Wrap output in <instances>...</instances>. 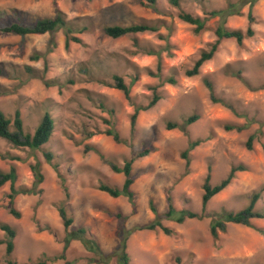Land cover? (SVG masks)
<instances>
[{
    "label": "rangeland",
    "instance_id": "1",
    "mask_svg": "<svg viewBox=\"0 0 264 264\" xmlns=\"http://www.w3.org/2000/svg\"><path fill=\"white\" fill-rule=\"evenodd\" d=\"M230 3L242 6L240 15L227 18L226 27L245 31L249 3L243 0H182L180 8L169 0H156L154 7L148 0H0V28L15 22L31 26L54 18L58 11L88 28L75 34L85 45L71 43L68 48L63 31L27 36L0 32V110L12 122L19 111L25 134H34L46 113L55 122L50 141L37 151L0 138V173L15 167V188L39 192L15 197L13 207L21 214L15 218L9 210L11 184L0 188V223L17 233L11 256L5 244L0 246V264H32L61 255L67 230L60 207L74 220L68 231L87 228L106 254L119 246L117 214L127 219V229L159 217L172 234L159 228L133 233L127 247L130 264H264V219L252 220L253 228L227 224L217 239L211 233L219 215L243 210L254 193L261 194L256 209H264V0L253 7L255 37L242 47L235 40L222 41L215 57L192 78L186 72L216 41L220 18H210L200 34L178 18L181 11L207 18ZM158 21L166 24L158 33L113 39L104 32L106 26ZM115 76L128 86L137 78L131 101L109 86ZM170 79L176 84H169ZM207 81L215 97L229 107L211 101ZM154 95L161 100L139 113L132 132L135 107L148 106ZM193 114L200 118L187 134L166 129L168 123L182 125ZM226 126L246 128L227 131ZM109 129L116 130L123 143L105 135ZM11 130L15 131L13 125ZM197 140L201 144L190 152L187 170L181 155ZM146 149L150 154L136 159L132 168L135 207L125 197L113 198L99 190L103 184L122 187L125 176L112 166L123 167ZM37 163L43 182L36 186L31 167ZM239 165L246 170L237 172L231 185L204 208L208 174L210 183L217 185ZM170 204L203 218L182 224L165 220ZM5 238L0 229V239ZM90 257L75 241L66 260L48 264H90ZM109 264H117V258Z\"/></svg>",
    "mask_w": 264,
    "mask_h": 264
},
{
    "label": "trees",
    "instance_id": "2",
    "mask_svg": "<svg viewBox=\"0 0 264 264\" xmlns=\"http://www.w3.org/2000/svg\"><path fill=\"white\" fill-rule=\"evenodd\" d=\"M259 0H243L245 3H249V12H248V20L249 25L245 31L230 29L226 27V20L230 16L240 15V8L242 5L240 3H230L227 9L220 11H213L209 13V17L201 18L199 16H194L186 12H180L178 18L183 23L194 26V33L200 34L205 31L207 22L210 18H220V24L217 26L215 30L216 41L210 46L208 50H205L201 53L200 58L196 61L193 68L186 72V76L189 78L196 77L200 74L201 68L209 61H211L215 55L218 53L219 46L224 40H235L237 44L242 47L245 40L253 39L255 37V30L253 28V24L255 23V18L253 16V7L255 3ZM149 5L154 7L156 4V0H148ZM182 0H169V3L174 8H180ZM162 26H166L164 21H158L156 23L144 22L140 24H134L130 26H122V25H111L106 26L104 28V32L106 36L119 39L124 36H135L144 33H158ZM88 28L86 26H79L75 21H69L65 17L62 12H57L54 18H44L37 20L33 25H23L19 22L12 23L8 26L0 28V32L4 34H12L17 36H27V35H45L52 34L58 31H63L65 35V46L68 48L71 43L85 45L83 40L75 34H82L87 31ZM160 38L168 40L167 37L160 35ZM137 45V43H136ZM148 55H155L153 52H147ZM36 60L39 57H35ZM161 69V63L158 64V70ZM137 81V78L131 81V84L128 86L125 84L124 79L120 76L114 77V84L109 85L112 88H115L119 91H122L128 101H131V86ZM169 84H176L174 79L167 80ZM47 86H50L49 82H46ZM206 86L211 94V101L214 104H222L226 107H229V104L224 100H220L215 97L214 89L210 82H206ZM2 95V88L0 86V96ZM161 100V97L158 95H154L152 101L148 106H138L135 107V111L131 117V130L135 131L136 121L139 113L141 111H147ZM199 116L197 114H193L189 116L182 125H178L176 123H168L166 126L167 130L179 129L182 132L187 134V128L192 124L196 123L199 120ZM13 123V124H12ZM14 126L15 131L11 130V126ZM246 128L245 126H226L227 131H232L237 129L241 131ZM55 129L54 119L51 117L49 113H46L34 134H25L23 128V121L21 119V114L19 111L16 112L14 121L12 122L1 110H0V138L8 141L14 147L18 148H29L31 150L37 151L40 150L45 144H47L51 137L53 136ZM105 135L113 137L116 143H123L119 133L116 130L109 129L104 132ZM254 140V136L250 137L247 143V147L251 149L252 142ZM201 144L200 140L191 142L186 149L182 153V158L186 161L187 170L190 166V152L195 149L197 146ZM151 150L146 149L143 152L139 153L137 156L132 159L126 161L123 167H118L113 165L112 169L115 173L123 174L125 176L124 183L122 187H111L109 185H100L99 190L107 193L109 196L113 198L125 197L128 199L129 203L135 207L136 194L132 190V186L134 185V178L132 177V168L133 164L138 158L146 157L150 154ZM47 160L52 161L51 154L46 155ZM33 172L36 176V186L43 182V174L40 169V165L37 163L32 167ZM246 168L243 165L233 166L229 175L222 180L217 185H212L210 183L211 176L208 174L204 184V195L202 198L203 207L205 208L209 201L214 198L216 195L220 194L222 191L227 189L232 181L235 179L237 172H243ZM17 181V171L15 167H12L8 173H0V188L5 184H11V193L9 195L10 199V213L15 218H20L21 214L18 212L13 206L15 197L17 195H32L38 194L35 189H21L17 190L15 188V183ZM261 198L260 193H254L250 199L249 205L241 211L238 212H224L219 215L217 220H214L211 225V233L212 236L217 239L218 231H225L227 228V224H237L243 225L249 228H253L252 220L255 219H264V209L258 210L256 209L257 202ZM150 208L154 214L157 215V210L153 204L150 202ZM61 219L63 220V225L67 230V234L64 240L63 252L61 255L49 259L47 261L40 260L38 262H34L32 264H48L49 262L55 263L59 260H66V252L68 251L70 245L77 241L80 242L85 249L91 254L89 259L90 264H109L114 257L117 258V264H130V256L127 252L128 240L130 236L136 231H155L156 229H161L166 235H171L172 231L165 227L161 219L157 217L153 222L149 223L145 226H137L133 229L126 228V218L121 214H117V218L119 219V224L117 227V237L120 239L118 248L110 254H106L102 248L100 247L98 241L91 235L90 231L87 228H78L72 229L68 231V229L72 226L74 220L69 217L67 214V210L65 207H60L59 209ZM165 220L173 221L178 224L184 223L186 220L192 219H202L203 216L191 211V210H176L172 204H170L168 212H166L163 216ZM0 229L5 233L6 238L0 239V246L6 245V255L7 257L11 256L15 249L14 240L16 238V231L8 224L0 223ZM66 264H72L70 262H66Z\"/></svg>",
    "mask_w": 264,
    "mask_h": 264
}]
</instances>
